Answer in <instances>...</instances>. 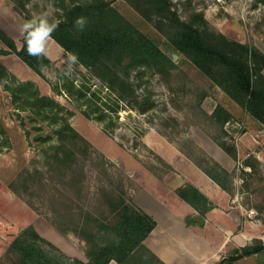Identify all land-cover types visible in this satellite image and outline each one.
I'll list each match as a JSON object with an SVG mask.
<instances>
[{
  "label": "rangeland",
  "instance_id": "1",
  "mask_svg": "<svg viewBox=\"0 0 264 264\" xmlns=\"http://www.w3.org/2000/svg\"><path fill=\"white\" fill-rule=\"evenodd\" d=\"M72 1L0 0V25L21 46L24 35L21 27L25 21L49 11L50 4L53 7L50 21L60 20L65 14V4ZM111 1L172 55L176 64L164 71L146 65L132 69L128 76L136 86L137 97L119 99L117 104V92L85 65L77 62L71 76L65 74L69 53L53 37L47 46L52 60L41 74L15 52L0 53V59L16 74L17 80H32L41 94L59 101L61 106L57 108L78 131V135L67 139L75 154L68 161L56 159L57 125L35 117L31 108L18 107L22 101L13 102L11 91L5 88L9 80H0V124L8 135V142L0 150V264H13L17 259L18 252L11 249V243L28 225H33L57 247L41 240L47 249L67 253L49 237L52 236L72 250L79 248L88 257L92 239H88L87 233L96 235L101 230L100 223L113 220L114 202L117 204L124 198L139 206L135 195L144 175V178L148 174L156 178L173 177L176 169L164 154L171 152L220 174L236 202L252 209L257 232L264 234L262 123L174 47L170 35L175 33V27L165 23L168 19L158 15L148 17L130 0ZM171 3L182 19L196 20L203 28L221 31L264 51V0H171ZM197 12L203 17L197 18ZM2 46L5 44L0 39ZM120 74L126 77L124 71L120 70ZM69 80L76 84L72 90L67 84ZM80 84L87 92L85 95L77 89ZM93 90L98 96L93 95ZM88 96L91 100H87ZM145 99L149 103H144ZM218 103L227 107L234 118L224 124L214 118L212 112ZM247 130L263 149L260 156L239 139ZM3 138L0 129V140ZM223 141L236 144L237 158L220 145ZM217 145L237 160L230 164L231 169L226 167L228 174L215 166L213 159H217L209 152V148L216 149ZM255 158L260 161L254 167L245 163ZM238 262L251 263L249 258L235 264ZM224 264H228L227 260Z\"/></svg>",
  "mask_w": 264,
  "mask_h": 264
},
{
  "label": "trees",
  "instance_id": "2",
  "mask_svg": "<svg viewBox=\"0 0 264 264\" xmlns=\"http://www.w3.org/2000/svg\"><path fill=\"white\" fill-rule=\"evenodd\" d=\"M130 1L150 18L158 15L168 19L165 23L175 27V33L170 35L174 47L183 52L264 127V51L248 42L231 38L221 31L203 28L196 20L182 19L172 8L171 0ZM65 6L64 17L59 20L61 22L52 37L66 53L75 54L78 63L88 67L109 88L117 92V104L119 99L137 97L136 86L128 76L132 69L146 65L157 71H164L165 68L175 66L173 56L125 17L111 0H73ZM195 15L197 18L203 17L199 12ZM81 16L88 20L82 32L74 27L76 18ZM0 39L5 44L0 47V53L15 52L40 74L42 68L52 60L48 54L41 58L28 55L25 36L23 35L22 44L19 46L15 38L1 25ZM120 70L126 73V77L120 74ZM4 78L11 83L5 84V88L11 91L13 102L22 101L18 107L31 108L35 117L38 116L53 126L57 125L54 130L58 134L59 143L55 146L54 156L60 161H68L69 156L75 154V150L67 144V139L69 136L78 135V131L57 108L61 106L60 102L50 95L41 94L34 81L17 80L16 74L0 59V80ZM67 84L70 90L76 86L73 80H69ZM77 89L81 95L87 93L81 84ZM93 95L98 96L96 90H93ZM146 102L149 103L147 99L144 103ZM117 104L113 109H116ZM142 108L145 109L146 106L143 105ZM212 116L221 124L234 118V114L221 103L215 106ZM0 129L4 137L0 140L1 150L8 142V135L1 124ZM219 143L237 158L236 144H228L226 141ZM258 161L260 160L255 158L254 161L245 163L254 167ZM213 162L220 171L230 173L219 161L213 159ZM202 168L231 193L220 174ZM177 192L202 213L210 206L208 197L193 184L180 186ZM114 204L113 220L100 223L101 230L98 234L87 233L88 239H92L88 260L69 255L59 249H47L41 243V240H47L33 225H28L11 243V249L18 252L13 264H108L111 259H116L120 264H167L144 242L145 237L156 225V219L140 206L129 204L124 198ZM191 220L188 217V222ZM47 242L52 248H57L50 241ZM262 248L263 241L246 244L239 248L237 253L223 258L220 264H224L226 260L229 264L234 259Z\"/></svg>",
  "mask_w": 264,
  "mask_h": 264
},
{
  "label": "crops",
  "instance_id": "3",
  "mask_svg": "<svg viewBox=\"0 0 264 264\" xmlns=\"http://www.w3.org/2000/svg\"><path fill=\"white\" fill-rule=\"evenodd\" d=\"M252 134L247 130L239 139L260 156L263 149L259 148L258 140L256 139V142ZM244 143L241 146H244ZM238 145L240 146V143ZM209 152L229 169L231 163L233 165L237 162L219 145L216 149L209 148ZM164 154L166 160L175 167L176 173L171 179L169 175L160 178L151 174L144 178V175L135 195L137 204L156 219V225L145 237L144 242L162 260L167 264H220L223 258L237 253L239 248L252 243L256 238H262L264 242V234L257 232V222L252 217V209H246L239 201L236 202V198L198 164L182 160L181 157L175 156V152ZM189 183L198 187L210 200V206L205 213L200 212L177 192L178 186ZM195 214H201L203 222L195 219ZM188 217L192 219L189 222ZM49 237L69 255L88 259L79 248L72 250L62 241ZM244 258H249L250 264H258L257 259L259 264H264V248L234 259L229 264H235ZM108 264L120 263L111 259Z\"/></svg>",
  "mask_w": 264,
  "mask_h": 264
},
{
  "label": "clouds",
  "instance_id": "4",
  "mask_svg": "<svg viewBox=\"0 0 264 264\" xmlns=\"http://www.w3.org/2000/svg\"><path fill=\"white\" fill-rule=\"evenodd\" d=\"M49 11L34 15L31 19L25 21L21 27V32L25 36L27 53L30 56L41 58L47 55L48 42L52 38V33L58 28L61 21H50L53 7L50 4ZM88 23L86 17H77L74 27L77 31H83ZM77 63L75 54H69L65 74L71 76L74 71V65Z\"/></svg>",
  "mask_w": 264,
  "mask_h": 264
},
{
  "label": "water",
  "instance_id": "5",
  "mask_svg": "<svg viewBox=\"0 0 264 264\" xmlns=\"http://www.w3.org/2000/svg\"><path fill=\"white\" fill-rule=\"evenodd\" d=\"M176 56H177V54H176ZM194 218L198 219L200 222H203V220H204V218H203V216L201 214H195Z\"/></svg>",
  "mask_w": 264,
  "mask_h": 264
}]
</instances>
